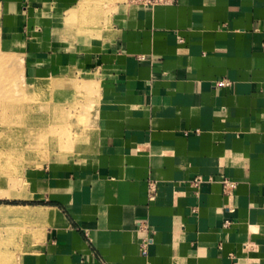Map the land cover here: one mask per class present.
Returning <instances> with one entry per match:
<instances>
[{"label": "crops", "instance_id": "crops-1", "mask_svg": "<svg viewBox=\"0 0 264 264\" xmlns=\"http://www.w3.org/2000/svg\"><path fill=\"white\" fill-rule=\"evenodd\" d=\"M78 1L0 0L29 79L96 89L92 152L0 203V235L28 223L14 264H264V0L119 6L92 40L65 32Z\"/></svg>", "mask_w": 264, "mask_h": 264}, {"label": "rangeland", "instance_id": "rangeland-1", "mask_svg": "<svg viewBox=\"0 0 264 264\" xmlns=\"http://www.w3.org/2000/svg\"><path fill=\"white\" fill-rule=\"evenodd\" d=\"M119 6L137 7L128 0H79L62 16L65 32L87 40L102 38ZM27 65L23 56L0 47V203L5 204H35L7 197L28 188L23 182L30 172L83 160L94 140L96 89L86 87L82 75L72 71L29 79ZM2 227L6 234L0 235V264H14L15 242L26 239L28 223L12 221Z\"/></svg>", "mask_w": 264, "mask_h": 264}, {"label": "built area", "instance_id": "built-area-1", "mask_svg": "<svg viewBox=\"0 0 264 264\" xmlns=\"http://www.w3.org/2000/svg\"><path fill=\"white\" fill-rule=\"evenodd\" d=\"M178 2L179 0H128L129 4L144 9H154L156 7H161V6H171L177 4ZM217 85L220 87H229L231 83L227 80H222L218 82ZM200 182L201 180L198 178L193 180L192 184L194 187H198ZM224 188L227 194H232L236 188V184L230 180H225Z\"/></svg>", "mask_w": 264, "mask_h": 264}, {"label": "bare ground", "instance_id": "bare-ground-1", "mask_svg": "<svg viewBox=\"0 0 264 264\" xmlns=\"http://www.w3.org/2000/svg\"><path fill=\"white\" fill-rule=\"evenodd\" d=\"M29 154H33V152L30 150V151H27ZM44 153H46V152H44ZM40 155L42 154V153H39ZM44 156H47V153H46V155L44 154ZM10 209H12V208H10ZM16 209H18V210H21V209H23V208H16ZM12 212H10V214H11Z\"/></svg>", "mask_w": 264, "mask_h": 264}]
</instances>
